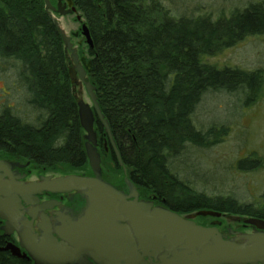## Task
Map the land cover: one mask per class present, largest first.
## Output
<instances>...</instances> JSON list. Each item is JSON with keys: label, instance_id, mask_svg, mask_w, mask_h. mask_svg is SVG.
<instances>
[{"label": "trees", "instance_id": "obj_1", "mask_svg": "<svg viewBox=\"0 0 264 264\" xmlns=\"http://www.w3.org/2000/svg\"><path fill=\"white\" fill-rule=\"evenodd\" d=\"M72 1L93 43L92 48L83 43L91 61L87 78L127 179L140 194L182 199L186 210L252 214L250 207L194 193L169 164L187 145L206 147L217 135L215 129L203 134L191 123L209 90L251 89L255 74L219 70L204 60L247 37L264 35V2L212 21L175 17L160 0ZM10 60L39 120L26 123L10 107L3 110L0 152L43 173L90 171L68 55L44 0H0V61ZM95 130L104 175L107 169L121 172L123 183V168L98 120ZM0 264L27 263L11 262L0 252Z\"/></svg>", "mask_w": 264, "mask_h": 264}, {"label": "water", "instance_id": "obj_2", "mask_svg": "<svg viewBox=\"0 0 264 264\" xmlns=\"http://www.w3.org/2000/svg\"><path fill=\"white\" fill-rule=\"evenodd\" d=\"M44 0L45 11L62 17L76 13L72 0ZM65 1V5H63ZM68 9L67 11H65ZM82 21L81 17L77 18ZM61 34L65 52L70 54L69 76L72 84L86 88L91 104L78 100V115L85 132V152L93 177L68 175L54 178L41 177L37 182H26V175L14 171L22 168L18 163L0 160V219L6 221L4 230L16 232L24 248L35 264L46 262L84 263V257L95 264H147L146 258L157 259L161 264H264V232L241 235L228 240L215 228H204L163 207H154L153 201L139 200L137 188L125 178L128 194L102 178L101 154L97 145L95 121L98 120L108 137L119 165L124 168L109 123L100 109L95 87L87 74L91 61L80 57L78 49L54 22ZM78 37L79 33L73 34ZM81 35L87 46L93 47L86 25ZM82 43V42H81ZM75 92V90H73ZM108 149L107 143L105 144ZM77 193L86 200V209L76 221H63L58 243L49 228H40L39 237L31 222L20 210L22 202L29 204L42 193ZM198 216L219 217V213L202 211ZM258 225L260 222L249 220ZM14 256L21 257L17 247L11 248Z\"/></svg>", "mask_w": 264, "mask_h": 264}, {"label": "rangeland", "instance_id": "obj_3", "mask_svg": "<svg viewBox=\"0 0 264 264\" xmlns=\"http://www.w3.org/2000/svg\"><path fill=\"white\" fill-rule=\"evenodd\" d=\"M51 2L55 6L56 1ZM160 2L175 17H209L212 21H217L229 18L235 12H243L264 0ZM50 16L65 34L72 37L71 42L79 53L87 57V47L83 45L81 50V45L78 44L82 37L77 39L72 36L83 25V20H77L80 15L62 17L50 13ZM67 55L69 62L70 54ZM204 61L219 70H239L255 74L251 80V89L242 87L232 92L223 89L209 90L196 106L191 123L203 134L215 129L217 135L211 138L206 147L187 145L178 157L170 159L169 168L179 181L209 200L220 199L235 203L237 207H250L253 211L264 210V35L247 37ZM15 66L13 60L6 63L0 61V114L10 107L12 115L18 116L23 122L36 125L33 115L37 114L32 112L33 108L28 104L27 94ZM72 87L77 101L83 100L91 104L83 84ZM244 160L246 162L242 164ZM30 168L33 169L31 166ZM105 179L112 185L120 186L122 175L121 172L107 169ZM141 196L147 199L150 197L144 193ZM236 220L238 218L231 219L233 223Z\"/></svg>", "mask_w": 264, "mask_h": 264}, {"label": "flooded vegetation", "instance_id": "obj_4", "mask_svg": "<svg viewBox=\"0 0 264 264\" xmlns=\"http://www.w3.org/2000/svg\"><path fill=\"white\" fill-rule=\"evenodd\" d=\"M55 7L58 6L59 1L55 0ZM63 5H65V1H63ZM66 9L65 11H67ZM81 34V30L78 31ZM81 36V35H80ZM80 36L78 38H80ZM77 38V39H78ZM82 42V43H81ZM84 40L79 41L78 44L81 46L83 45ZM82 56V55H81ZM83 57V56H82ZM87 60H89L87 58ZM33 113H36L34 109H32ZM1 115V114H0ZM14 116V115H13ZM34 121L36 124L38 123L39 117L38 114L33 115ZM18 117V116H15ZM30 123V122H27ZM97 145L98 150L100 151L99 146V138L97 137ZM85 147V144H84ZM106 147V146H105ZM107 151H109L106 148ZM0 160L10 161L13 163H18L22 166V168H15L14 171L18 172L21 175H26L24 181L26 182H37L40 180L41 177L46 176H53L61 177V176H68V175H78V176H85V177H93L92 171H79L73 173H43L37 170H33L30 168L29 163H21L16 160H10L3 156L0 152ZM102 166V165H101ZM102 178L106 181L105 175H102ZM114 185V184H113ZM121 191L128 194V188L126 184L121 183L120 186H116ZM138 191V190H137ZM139 193V191H138ZM199 195V194H198ZM206 197V196H205ZM36 199L32 200L31 203L25 204L22 202V209L20 212L23 213L24 217L32 223L33 229L35 233L41 237L42 233L40 228L43 229L49 228L52 232V236L57 239L58 243H61L63 240L58 236L57 230L60 229V223L63 221H76L78 220L84 213L86 209V200L84 197L77 193L71 194H53V193H42L40 195L35 196ZM139 200L144 201H153L154 207H163L168 209L174 213L179 214L180 216L184 217L187 220L193 221L196 225L204 227V228H215L218 232L224 236L228 240H233L241 235H252L256 233L264 232V210L261 211H252V214H238L232 212H225L222 210H218L215 208L207 207V208H198L195 210H186L182 205V199L177 198H168L163 196H150L148 199L143 198L139 193ZM220 200V199H215ZM202 211H212L215 213H219V217H211V216H198L197 213ZM236 223H233L231 219H237ZM257 221L260 222L262 228L258 227V225L247 223V221ZM237 224V225H236ZM6 226V221L0 219V252L4 253L7 260L11 262H25L27 264H35V261L30 257L29 253L21 247V241L16 232L4 230ZM11 248L17 247L20 251L21 257L14 256ZM84 263H77V261H72L71 263H66L64 261L59 262L58 264H95L94 261L89 257H84ZM147 264H161V262L157 259L150 260L146 258ZM46 264H56V262H46Z\"/></svg>", "mask_w": 264, "mask_h": 264}, {"label": "bare ground", "instance_id": "obj_5", "mask_svg": "<svg viewBox=\"0 0 264 264\" xmlns=\"http://www.w3.org/2000/svg\"><path fill=\"white\" fill-rule=\"evenodd\" d=\"M93 44V43H92Z\"/></svg>", "mask_w": 264, "mask_h": 264}]
</instances>
